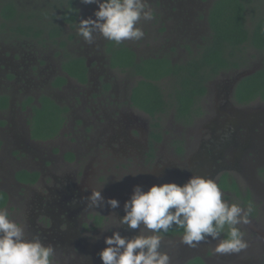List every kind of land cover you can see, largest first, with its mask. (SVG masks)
<instances>
[{
	"label": "flooded vegetation",
	"instance_id": "obj_1",
	"mask_svg": "<svg viewBox=\"0 0 264 264\" xmlns=\"http://www.w3.org/2000/svg\"><path fill=\"white\" fill-rule=\"evenodd\" d=\"M207 27L209 30L208 22ZM208 36L205 38L203 45H205ZM14 54L15 52L10 53L12 58L15 57ZM20 56L24 60L23 55ZM86 60L88 81L82 84L74 79L79 86H85L91 80L90 65L88 59ZM2 68L5 69L6 64ZM257 69L260 68L258 67ZM232 70H236V68L222 70L208 79L206 83L207 92L199 100V103L202 102L205 96L209 95L210 81ZM121 72L133 75L129 71ZM245 75L241 76L238 73L232 78H227L225 85L215 88L216 97L214 101L210 105L203 101L201 103L203 105L202 109L199 107V111L192 114L190 118L178 119L174 116L173 122L180 124L184 129H188L189 131L187 132L185 129V135H193V138L191 141L187 140V138L173 141V138L169 142L168 149L167 146L161 147L167 140L165 136L167 132L161 129L159 121L155 118L163 113L152 117L144 111L135 108L128 98L131 107L143 112L159 123L158 128L153 127L154 121L150 124L151 129H149V126L144 128L143 136L141 137L142 142H139L132 137L120 140V131L130 135L131 129L139 127L143 123H139L134 118L133 120L123 121V125L120 127V110L117 105L111 107V104H105L107 101L103 99L104 105L99 101V104L95 103L93 107L86 111V113L91 112L94 116L91 121V136H85L83 140L93 139L92 135H100L99 138L90 142V145L97 147L95 148L96 150H99L98 146H102L104 153H111L110 156L107 155V161L101 160L100 152L96 157L91 156L87 166L92 168L94 162H96L99 170L103 169L106 171L113 164L110 161H114V158L120 161L121 144L128 145L130 156L137 155L138 158L133 159V163L134 165H141L139 166V171L149 172L145 174L150 180L147 181V184L142 183V185L131 183V178L128 177L130 175L127 176V182L124 186L129 189V192L127 191L124 195L121 204L120 179L114 180L117 183L119 195L112 199H116L119 202V207L111 208V215L105 209L108 206L106 203L108 196L103 192L102 186L96 185L95 189L91 188L90 185H86L90 189L89 192L101 189V195L105 200V207L103 206L100 209L90 207L87 205V197L90 193L84 192L82 185L77 184L75 181L78 170L68 171L66 168L71 161H77L76 152H79L78 149H74L76 152L71 149L67 153L62 152L60 154L62 162L56 159V153L51 151V157L50 155H44V152L40 153V155L34 152V145L53 142L63 134L62 131L66 124V114L69 111V107L60 104L49 94H41L36 99H33L25 89L20 92V101L14 107L12 96L14 95L13 93L19 92L18 90H20L21 86L13 83L5 84L4 87L0 88V97L5 96L7 98L6 104H0V191H4L7 194V203L3 208L12 210V201L15 203V211L21 208L19 214L13 219L25 227L27 239L31 240L38 237L43 244H51L55 248V258L58 264H102L97 254L106 247L104 244L105 236H110L111 231H119L121 236L131 238L139 232V229H130L127 225L116 229V222L113 220L114 215L117 218L124 215V202L130 198L134 186L138 185L142 190L147 191L153 184L187 182L191 176L198 175L212 178L223 193L229 192L238 196L240 195V190L236 179L238 177L237 173L240 172L243 175H247V177L244 176V179L248 185L250 184L251 189H254L253 183L249 180L251 169L254 166L261 165L259 170L264 171V101L255 99L250 102L239 103L234 99L235 85ZM133 76L137 78L136 81L140 78V76ZM5 78L7 77L5 76ZM13 78H15V75L9 79L15 82L19 79ZM70 79V77H67L66 83L60 87L53 86L51 80L50 86L53 89L60 90L69 85ZM93 80H95V77H93ZM104 86L101 89L105 88L106 92L111 91V87L108 84ZM43 95L53 98L59 106L65 108V119L53 136L47 139H36L32 137L31 119L33 107L40 106L39 98ZM101 95L102 92L97 90V94H93L92 98L96 99V97ZM254 104H257L254 107V111L245 110L246 108H251L250 106ZM25 110H30L31 112L28 119L22 116ZM100 114H104L103 118H107L109 115L111 116L110 119L113 116H118V120L113 122L109 119L107 121L109 127L113 123L110 130L106 126L101 127L99 130ZM87 132L85 133L86 135L88 134ZM106 132L110 133V136ZM157 135L160 136L159 139H157ZM175 135L178 134L175 133ZM179 135H183V133L181 132ZM190 142L192 146H190ZM6 144L9 147L7 148L9 152L6 151L4 153ZM72 147H75V145ZM13 149L16 151L14 152ZM249 149L253 151L250 155L253 160L246 156V152ZM8 153L11 156L9 161L6 160V157H9ZM121 153H124V151L121 150ZM61 163L63 166H61ZM115 166L120 172V162L115 164ZM19 171H25L35 177V180L33 182L20 181L16 177V173ZM233 171L237 172L232 173ZM73 173L74 176H72ZM85 175L86 172H84ZM253 180L255 184L264 183L260 178H253ZM232 184L237 187L239 194L230 188ZM35 185L38 188L37 191L33 189ZM243 201L246 204L252 203L251 193L248 189L243 192ZM10 216L12 215L10 214ZM102 221L105 222L103 235L102 231L99 232L101 229L99 225H101ZM182 235L183 232L162 233L160 251L169 255L171 264H187L193 259H199L203 264H209L210 260L207 258L209 255L205 256V246L201 247L202 242L197 247H190L187 244L185 246L182 243H173L172 245L169 242L170 238ZM247 244V248L250 249L254 257L243 260L238 259L236 256L232 258V253H220L215 254L214 264H233L235 262L236 264H264V249L257 247L261 244V239L257 237H254L252 241L248 239ZM210 264H213V262Z\"/></svg>",
	"mask_w": 264,
	"mask_h": 264
},
{
	"label": "rangeland",
	"instance_id": "obj_2",
	"mask_svg": "<svg viewBox=\"0 0 264 264\" xmlns=\"http://www.w3.org/2000/svg\"><path fill=\"white\" fill-rule=\"evenodd\" d=\"M2 1L3 0H0V4ZM60 2V0H18L17 5L24 13L33 15L35 21L39 24L48 21L59 23V21L56 20V15L59 9H61ZM212 2L213 0H147L148 7L152 12V19H141L137 25L144 31V37L139 41L125 40L123 42L133 48L139 58L168 55L175 63L185 62L190 57L199 53L201 50L199 47L204 44L205 38L209 34L206 17ZM78 8L81 16L77 22L82 18L95 19L94 12L98 10L96 4H83L81 0H79ZM263 13L264 0H252L247 18L248 26L251 27L254 22L253 20L257 19ZM77 22L74 27L71 28L67 24L62 25L63 30L61 39L66 41L68 52L75 55L80 54L88 59L91 77L88 84L79 86L74 79L71 78L69 80V85L66 87L60 90L53 89L52 86H50L51 80H53L56 75L63 74L61 71V60L64 56L62 47H59L58 43L50 40L46 34L42 36L45 40L20 35L14 28L17 27V25L25 23L23 20L5 21L0 17V88L4 87L5 84L11 83L21 86L20 90H18L19 92L13 93L12 99L14 107L18 105L19 99L21 98L20 92H23L24 89L27 90L29 96L33 99H36V97L41 94H49L60 104L68 106L69 111L66 114L67 120L62 131L63 134L53 142L34 145V152L37 155L44 152V155L49 156L51 151L56 153V159L62 162L60 157L62 152L67 153L70 149L76 152L74 149H78L79 152H76L77 161H71L66 167L68 171L78 170V175L75 180L76 183L82 185V190L84 192L90 191L86 185H90L91 188L95 189L96 185H101L108 199H112L119 195L117 190L118 186L114 180L120 179L121 204L122 198L127 191L129 192V189L124 186L127 182V176L130 175L128 177L131 178V183L142 185V183L147 184V181L150 180L145 174L149 172L139 171V166L141 165L135 164L137 165L135 167L133 163V159L138 158L137 155L134 154L130 156V152H128L130 150L127 148L128 145L121 144L120 161L114 158V161H110L111 164H113L109 166L106 171L103 169L99 170L96 162H94L92 168L87 166L91 156L96 157L100 152L101 160L107 161V155L110 156L111 153H104L102 146H98L99 150H96L95 148L97 147L90 145V142L99 138L100 135H92L93 139L89 138L83 140V137L91 136V121L94 116L91 112L86 113V111L89 110L90 107H93L95 103L99 104V101L103 104V99H105L107 101L105 104H111V107L115 105L119 107L120 127L123 125V121L133 120L134 118H136L139 123H143V125L131 129L130 135L120 131L121 141L128 137L129 139L132 137L142 142L141 137L143 136V129L148 126L149 129H151L150 124L154 120L143 112L130 106L128 102L129 93L137 78L130 73L121 72L109 67L108 55L104 51V45L107 39L103 38L97 32L93 34L94 39L91 44L85 43L83 38L77 33ZM68 35H70V39L67 38ZM243 49L245 61L240 68L225 72L223 75H219L212 79L209 84L210 93L205 96L201 103L204 101L210 105L216 97L215 88H220L219 86L225 85L227 78H232L238 73L243 76L256 70L258 67H264V53L258 52L248 45ZM11 52H15V57H11ZM20 55H23L24 60ZM5 64L6 68L4 69L2 67H4ZM14 75L15 78L13 79L19 78L16 82L9 79ZM5 76L7 78H5ZM93 77H95V80H93ZM107 84L111 87V91H108L109 93L105 91V88L101 89L102 86L105 87L104 85ZM171 84V80H164L162 82L161 86L166 97L171 91ZM97 90L101 91L102 95L93 99L92 95H96ZM9 92L11 93L10 90ZM110 93L111 95L109 96ZM201 103H199V107L202 109L203 105ZM256 105L257 104H254L250 106L251 108H246L245 110L254 111ZM30 113V110H25L22 116L28 119ZM91 115L92 117H90ZM99 116L101 118L98 127L99 130L104 126L110 130L113 123L109 127L107 121L111 116L108 115L107 118H103L104 114H100ZM174 116V109L170 106L165 113L155 117L159 121L161 129L167 132L165 134L167 142L165 141L164 144L161 145V147L167 146V149L170 140L173 138V141L176 139L180 140L181 138H187V140L191 141L193 138V135H185L186 128L184 129L180 124L173 122ZM110 120L115 122L118 120V116H113ZM75 122L76 124H74ZM96 122L99 123L98 121ZM187 131L189 130L186 129V132ZM86 132L88 133L87 135L85 134ZM181 132L183 135H179ZM175 133L178 135H175ZM106 134L110 136V133L106 132ZM21 138L23 139V137ZM74 145L75 147H72ZM190 146H192L191 142ZM7 148L9 147L6 144L4 153L6 151L9 152ZM121 150L124 151V153H121ZM13 151L15 152L16 150L13 149ZM252 153L253 151L249 149L246 152V156L253 160L252 156H250ZM8 156L9 157H6L7 161H9L11 157L9 153ZM51 156L52 155H50V157ZM118 162H120V172L115 168V164ZM61 166H63L62 163ZM260 167L261 165H257V167L254 166L251 169L250 178L248 177L250 182L253 183L254 189H251L250 184L248 185L246 183L244 176L247 177V175H243L239 172L237 173L238 177L236 180L240 195L236 196L229 192H222V198L230 204H239L246 211L250 209V223L241 224L238 225V227L245 234L244 239L246 241L248 239L252 241L254 237L261 239V244L257 247L264 249V183L255 184L253 180V178H260L264 181V171H260ZM84 172H86L85 176ZM234 172L237 171H233L232 173ZM72 176H74V173ZM33 189L37 191L38 188L35 185ZM246 189L251 193V204H246L243 201V192ZM11 204L13 206L12 210L8 209V211L12 215L11 217L15 218L21 211V208L15 211L14 201H12ZM105 209L110 215L112 214L109 206L105 207ZM116 212L118 213V211ZM103 225L105 226L104 221L99 225V227H101L99 232L102 231V235L104 231ZM169 242H171L172 245L173 243H182V245L186 246V244L182 242V236L170 238ZM217 242L216 240L209 239L201 243V247L205 246V256L209 255L207 258L210 260V263L213 262V264L215 262V254H220L214 251ZM197 246L198 244L195 247ZM234 256L243 260L254 257L249 248L232 253V258H234ZM233 264H236V262Z\"/></svg>",
	"mask_w": 264,
	"mask_h": 264
},
{
	"label": "trees",
	"instance_id": "obj_3",
	"mask_svg": "<svg viewBox=\"0 0 264 264\" xmlns=\"http://www.w3.org/2000/svg\"><path fill=\"white\" fill-rule=\"evenodd\" d=\"M18 0H3L0 4V17L5 21L23 20L14 30L20 35L45 40L48 38L63 49L61 60L62 73L54 77L52 85L60 87L65 84L67 77L85 84L88 81V65L85 56L71 54L67 50L66 41L62 40L64 24L74 27L80 18L79 0H60V7L56 20L39 24L35 17L26 14L18 7ZM252 0H213L207 12L209 36L205 45L196 56L185 62L175 63L168 55L138 58L133 48L124 42L117 44L107 40L104 51L108 55L110 68L129 71L140 78L130 91L131 104L150 116L164 113L171 106L178 119H188L199 111V100L207 92V80L218 72L230 68H240L245 61L243 48L248 45L254 50L264 53V13L253 20L248 26V15ZM29 21V22H28ZM70 39V35L67 37ZM171 80V91L166 97L162 82ZM234 99L239 103L250 102L255 99L264 101V67L242 77L234 89ZM7 98L0 97V104H6ZM40 106L33 107L31 119L32 137L47 139L55 134L64 122L65 108L59 106L49 96L39 98ZM158 128V121L153 122ZM157 139L160 138L157 135ZM17 179L33 182L35 177L25 171L16 173ZM185 182L176 183L183 185ZM231 189L239 194L237 187L232 184ZM7 203V194L0 191V207ZM227 226L225 228V234ZM183 229L173 226L167 233H181ZM224 234V235H225ZM187 264H203L199 259H193Z\"/></svg>",
	"mask_w": 264,
	"mask_h": 264
},
{
	"label": "clouds",
	"instance_id": "obj_4",
	"mask_svg": "<svg viewBox=\"0 0 264 264\" xmlns=\"http://www.w3.org/2000/svg\"><path fill=\"white\" fill-rule=\"evenodd\" d=\"M96 4L95 19L82 18L77 22V33L91 44L94 33L117 44L139 41L144 31L138 27L141 19H152L147 0H81ZM136 174V173H135ZM218 184L208 177L191 176L183 185L174 182L153 184L147 191L134 186L130 198L124 202V215L117 218L116 229L127 225L139 229L131 238L119 231L104 237V247L97 255L102 264H171L166 252L160 251L162 233L173 226L183 229L182 242L195 247L209 239L218 241L217 253H236L248 247L238 225L248 224L249 211L223 198ZM87 205L95 209L104 206L101 189L91 190ZM107 205L119 207L116 199ZM227 231L225 233V228ZM0 264H58L55 248L41 240L26 237L25 227L11 218L6 208L0 207Z\"/></svg>",
	"mask_w": 264,
	"mask_h": 264
}]
</instances>
